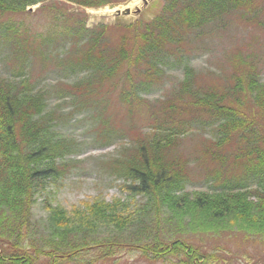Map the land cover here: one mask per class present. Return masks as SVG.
I'll return each instance as SVG.
<instances>
[{
    "label": "trees",
    "instance_id": "trees-1",
    "mask_svg": "<svg viewBox=\"0 0 264 264\" xmlns=\"http://www.w3.org/2000/svg\"><path fill=\"white\" fill-rule=\"evenodd\" d=\"M65 1L102 8L127 0ZM38 2L0 0V55L12 56L7 73H0V264H90L133 252L148 262L215 264L216 253L186 240L189 234L244 232L264 238V135L253 130L244 110L250 105L264 111L258 57L238 53L235 58L246 61V68L220 94L197 85L198 72L187 65L216 46L229 15L244 10L242 18L258 21L251 10L253 0H165L153 20L127 27L129 37L121 25L88 28L85 19L46 36L31 34L28 28L21 31L22 25L12 18ZM62 16H54V21ZM111 29L121 31L116 42ZM60 40L64 50L56 54V67L49 73L64 75L69 82L44 85L32 77L31 60L39 54L45 63ZM176 67L183 78L171 99L149 110L153 123L142 140L135 139L137 156L112 160L130 200L107 203L98 198L71 210L49 204L48 216L36 220L38 196L48 187L61 186L68 168L62 161L72 153L71 142L58 130L70 122L59 104L71 102L75 110L86 109L95 124H105L109 118H100L104 112L99 105L94 109L92 99L103 85L120 77L121 97L131 109ZM52 99L57 103L51 109ZM197 123L219 136V151L212 160L223 166L233 161L236 168H244L242 178L223 180L220 170L209 171L213 191L186 189L190 178L172 153ZM232 140L243 146L225 155L220 149ZM161 232L168 236L161 237Z\"/></svg>",
    "mask_w": 264,
    "mask_h": 264
},
{
    "label": "rangeland",
    "instance_id": "rangeland-1",
    "mask_svg": "<svg viewBox=\"0 0 264 264\" xmlns=\"http://www.w3.org/2000/svg\"><path fill=\"white\" fill-rule=\"evenodd\" d=\"M38 1L37 4L26 9L25 13L16 14L12 20L22 25L21 31L28 28V32L31 34L43 33L44 36L53 34L58 27L73 25L83 19L86 20L88 28L99 24L112 28L117 25L127 28L137 22L153 20L161 13L165 3V0H153L148 7L142 9L139 16L111 17L107 15V12L128 8L137 0H127L124 3L102 8H83L65 0ZM251 10L257 16L258 21H246L242 18L244 10L229 15L225 18L228 28L219 32L221 34L216 46L210 51H203L193 57L188 64L186 63L198 72L196 73L197 85L217 90L219 94L228 90L235 83V79L241 77L238 75L243 72L241 68H246V61L235 58L238 53H242L245 55L244 57L257 55L256 69L260 81L264 83V0H253ZM58 14L63 16L56 22L54 16ZM113 30L111 29L110 35L116 42L120 30L117 29L118 32L115 33ZM128 30L127 28V37L130 32ZM113 40L111 39V46L114 47L116 45ZM58 43L60 44H53L54 46L50 48L51 57L45 63L41 61L39 54L37 58L31 60L32 77L40 79V82L43 80L44 85L53 83V81H62L65 82L64 84L69 82L64 79V75L56 76L57 73H49V70L53 71L52 67H56L55 64L58 60L56 54H60L64 50V43L61 40ZM37 46L38 44L33 48ZM81 47L85 49L84 45ZM9 57L12 56H8L6 53L0 55L1 74L7 73V69H9L7 66ZM182 78V69L176 67L173 70H167L162 84L154 88L149 87L146 94L142 95V99L137 100L131 109L128 108L130 105L121 97L120 77L109 81L103 85L104 88L100 94L92 98L95 103L94 109L99 105L104 112L100 118L104 120L109 118L105 124L103 120H99L95 124L92 115L88 114L84 108L75 110L76 107L71 105V102L60 103L58 109L62 107L63 114L69 113L70 122L59 126L58 130H60L61 136L71 142L72 153L62 161L68 165V168L61 186L48 187L44 194L38 196L33 211L35 219L40 220L48 216L45 207L49 204L71 210L84 208L98 198H103L107 203L115 199L129 201V194L122 188L125 181L117 173L119 167L116 163H112V160L121 161L137 156L136 150H133L136 145L135 139L142 140V137L149 133L148 128L153 123L149 110L154 105L153 109H156L163 101L171 99L174 89L177 91L178 83ZM56 103L57 101L52 99L51 109ZM244 110L250 116L246 117L247 120L254 123L253 130L264 135V111L250 105ZM189 117L183 114V118L188 119ZM194 127L193 132L179 139L178 145L172 153L173 157L180 159L190 178L191 184L186 189L189 191H213L214 179L208 175L209 171L220 170V177L223 180L227 176L230 177L226 180L242 178L244 168H236L237 165H234L233 161L223 166L219 164V161L212 160L213 153L219 151V146L215 145L219 136L216 133H211L207 126L202 129L200 123L194 124ZM96 138L98 141H95ZM138 143L140 142L138 141ZM238 146H243V144L232 140L220 150L225 155H230ZM210 150L211 154L209 155ZM252 183L253 181H251ZM47 200L50 203L45 204ZM160 236L167 237L168 233L161 232ZM186 240L202 246L206 252L216 253L215 255L219 258L215 264H264V238L258 236L250 237L244 232L212 235L189 234ZM139 256L138 253L133 252L126 256L122 255L119 259L95 260L90 264H162V262L145 261Z\"/></svg>",
    "mask_w": 264,
    "mask_h": 264
},
{
    "label": "bare ground",
    "instance_id": "bare-ground-1",
    "mask_svg": "<svg viewBox=\"0 0 264 264\" xmlns=\"http://www.w3.org/2000/svg\"><path fill=\"white\" fill-rule=\"evenodd\" d=\"M144 1L145 0H137L134 3H132L128 8H130L132 11H135L137 9H140V8H142ZM122 10L123 9L112 10V11L107 12V15L108 16H111V17H114V16H116Z\"/></svg>",
    "mask_w": 264,
    "mask_h": 264
},
{
    "label": "water",
    "instance_id": "water-1",
    "mask_svg": "<svg viewBox=\"0 0 264 264\" xmlns=\"http://www.w3.org/2000/svg\"><path fill=\"white\" fill-rule=\"evenodd\" d=\"M150 1L151 0H145L143 2V8L144 7H147L149 5V2ZM140 13H141V9H137L135 11H132L130 8H126V9L120 11L117 15L118 16H130V15H136V16H138Z\"/></svg>",
    "mask_w": 264,
    "mask_h": 264
}]
</instances>
